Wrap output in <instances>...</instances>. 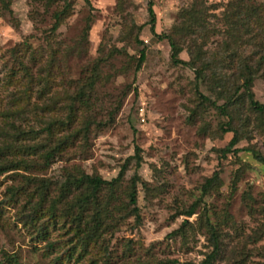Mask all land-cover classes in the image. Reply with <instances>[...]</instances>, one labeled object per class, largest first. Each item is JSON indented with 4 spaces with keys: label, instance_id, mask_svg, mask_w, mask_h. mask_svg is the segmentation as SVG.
Returning a JSON list of instances; mask_svg holds the SVG:
<instances>
[{
    "label": "rangeland",
    "instance_id": "rangeland-1",
    "mask_svg": "<svg viewBox=\"0 0 264 264\" xmlns=\"http://www.w3.org/2000/svg\"><path fill=\"white\" fill-rule=\"evenodd\" d=\"M67 1L69 10L51 31L63 0H0V147L46 151L70 136L47 168L36 152L21 156L25 169L0 174V263L197 264L211 251L208 219L219 234L211 264H264V166L254 158H264V113L253 111L241 91L226 116L196 94L223 105L245 75L237 66L246 65L254 71L253 98L264 105V27L256 31L264 0H244L252 35L233 19L235 0H149L155 35H173L181 61L188 51L198 55L197 68L209 65L198 81L173 65L167 42L150 33L146 0ZM191 14L204 25L196 34ZM229 33L231 61L222 45ZM141 49L145 59L135 72ZM221 128L238 137L236 151L223 157L217 151L232 135ZM122 166L112 221L86 250L69 222L34 208L42 183L45 210L59 199L66 175L110 181ZM213 172L218 181L202 196ZM134 173L136 204L129 206L125 191ZM108 194L99 192L100 201ZM195 201V214L181 215ZM55 205L51 212L58 214L63 202Z\"/></svg>",
    "mask_w": 264,
    "mask_h": 264
},
{
    "label": "trees",
    "instance_id": "trees-1",
    "mask_svg": "<svg viewBox=\"0 0 264 264\" xmlns=\"http://www.w3.org/2000/svg\"><path fill=\"white\" fill-rule=\"evenodd\" d=\"M146 1H147V13L149 17L148 24H149L150 33L154 35L157 40L167 42L168 47L170 49L171 63L173 65H180V66L190 69L194 74L195 81H198L201 78L202 72L209 69V65L202 64L200 67L197 68L196 65H197V59L199 58L198 55L193 57V55L188 51H187V54H188L189 60L187 62L181 61L180 59L177 58L179 49L176 46V43L173 39L174 38L173 35H168V34L155 35L153 31L154 22H155L154 14L151 9V3L149 2V0H146ZM246 1H249V0H246ZM231 3H233L237 7L236 9L237 13L234 15L233 19L237 21L238 26L243 27L246 25V34L252 35L251 29L248 28V25L251 22L250 21L251 12L243 10L245 9L244 0H235V1H232ZM4 8H6V5H4ZM69 8L70 6H69L68 1L63 0L62 10L53 14L54 23L51 27V31L56 30V28L58 27L59 21L62 19V17L65 16ZM188 18H191V22H192L191 25L189 26V28L192 29L191 34H196L198 28L201 30L204 29V25L200 24L194 18L193 14L189 15ZM224 18L228 19V17H225V15H224ZM229 19L232 20V15L229 16ZM228 25H229V28L230 27L232 28L231 22ZM256 26H257L256 31L261 32L262 31L261 29H263L264 27V21L262 20L258 22ZM227 39L228 41H225L222 45L224 48L223 51L229 54V46L232 42L231 33L227 35ZM247 44L248 43H245V45ZM229 55L231 56L227 57V60L231 61L232 59L235 58L234 57L235 54L230 53ZM144 59H145V51L144 49H141L138 53V57L135 62V72L139 70ZM263 59H264V56H263ZM203 60L207 62L206 58ZM236 69L238 71L243 69L244 71H246L245 75L240 77L241 83L233 87V89L231 90V93H229L223 105L216 106L213 102H210L208 98L199 95L197 91L195 90L197 94V98L202 102H206L211 108H213L219 114L226 116L225 109L233 105L236 96H238L239 92L241 91L242 94L244 95L245 100L247 101L248 106L253 111L258 112V113H264V105L256 102L251 92V83H252L254 71H252V69L250 67H247L246 65H244V67L237 66ZM217 70L216 72H218ZM86 87L87 89H90V87H92V82L88 83ZM195 89H196V86H195ZM83 95L84 93L81 92L78 98L82 100L81 98L83 97ZM87 125L88 124L85 125V128H87ZM221 130H223L222 133H231L232 135L228 143L222 149H219L217 151L223 157L225 156V154L229 152L236 151V149H233V148L238 143V137H237V132L235 130L223 129V128H221ZM69 137L70 136H67V138L60 140L54 147L46 151H44V147H45L44 145L17 147V146L8 144V145H4L3 147H0V174L11 171V170H19L20 168L25 169L29 165H27L24 162L21 156L32 155V154H35L36 152H39V153L41 152L39 155L42 160L41 167L47 168L48 165L51 163L52 159L54 158V155L56 154V152L61 151V149L66 145V142ZM135 152L136 154L134 156L135 158L134 167H135V172H136V170L139 168V157H138L137 148L135 149ZM254 158L260 164L264 166V158L255 156V155H254ZM125 168H126L125 166H122L117 176L110 181H104L97 176L85 175L80 171H75L74 174L66 175L64 184L60 188V194L58 196L59 199H57L56 202L52 199L49 202L48 207L45 210L42 209V206H43L42 201L45 200V196H46L45 191L47 189V186L45 187V185L42 183L41 187L38 190V194H37L38 203L36 204L34 208L37 210V212H39V214L45 213L47 216H50V217H54L56 214L57 218L65 220L66 223L69 222L71 226L70 228L73 231V237L76 240V244L80 246L82 249L86 250L90 246L91 243L98 240L102 231H104L105 228H107L110 222L112 221V213L109 210L110 200L113 199L114 190L117 189L119 185V181L123 178V175L125 173ZM217 181H218V174L217 172H213L211 177L206 179L203 185L201 186V195L202 196L206 195L208 191L210 190V188ZM137 183H138V177L136 173H134L125 191V196L128 199L129 206H135L136 204L135 187ZM104 189H106L109 192V194L105 201H100L98 194ZM68 198L69 200H67ZM60 201L63 202V208L60 209L61 210L60 213L58 214L55 213V210L54 212H51V210L56 206L55 204L59 203ZM198 203L199 201H195L185 211H183L181 215H183L186 218L191 217L193 214H195V208ZM88 212H91V214L88 215ZM129 214L131 216H134L135 221L139 220L138 215L135 214L134 212L131 211ZM186 224H187L186 222H183L180 228L170 233V235L175 236L178 233H180ZM205 224H206V231L208 233L207 240L211 246V251L208 255L205 256V258L202 261H199L197 264H211V262L214 260V258L216 257L219 251V234L216 228L213 225H211L210 222H208V219L205 220ZM155 264H173V262L172 261H160ZM188 264H193V263L190 262Z\"/></svg>",
    "mask_w": 264,
    "mask_h": 264
}]
</instances>
